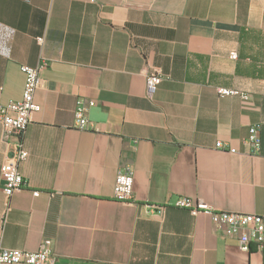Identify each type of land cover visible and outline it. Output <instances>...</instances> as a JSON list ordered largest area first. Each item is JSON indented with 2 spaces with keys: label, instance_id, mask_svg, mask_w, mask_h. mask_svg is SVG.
Segmentation results:
<instances>
[{
  "label": "crops",
  "instance_id": "obj_1",
  "mask_svg": "<svg viewBox=\"0 0 264 264\" xmlns=\"http://www.w3.org/2000/svg\"><path fill=\"white\" fill-rule=\"evenodd\" d=\"M42 58L25 184L6 216L0 173L2 247L35 251L48 238L53 264H264L263 249L222 237L207 214L150 212L184 195L264 216V0H0V104L21 99V65ZM152 67L164 78L149 93ZM79 98L94 102L85 129ZM123 167L131 204L113 195Z\"/></svg>",
  "mask_w": 264,
  "mask_h": 264
},
{
  "label": "built area",
  "instance_id": "obj_2",
  "mask_svg": "<svg viewBox=\"0 0 264 264\" xmlns=\"http://www.w3.org/2000/svg\"><path fill=\"white\" fill-rule=\"evenodd\" d=\"M43 42V37H37ZM230 57L236 58V52L231 51ZM48 61L42 58L37 65H21L25 81L22 97L16 101H9L0 104V123L3 127V138L8 140L10 155L0 166L1 178L3 181L2 192L5 196V216L10 210L9 200L14 192L21 189L25 184L19 165L26 159L27 150L23 145V136L32 115L40 110V105L35 100V92L40 83V72L46 68ZM164 78L159 68H149L145 71V86L149 93L154 92L157 85ZM220 95H239L243 99L248 98L246 92L226 87H219ZM93 101H86L82 98L77 100L75 109L74 125L79 129L87 127V118L84 112L87 107L93 106ZM247 143L255 151L260 147V134L258 126H251L246 139ZM222 144H220L221 146ZM235 149H231L234 151ZM133 173L130 167L121 168L114 181V198L123 203H133L132 198ZM38 195V191L33 192ZM172 205L177 208L186 209L191 215L200 213L210 216L215 231L226 238H233L240 248L244 250L254 246L264 250V216L251 213H237L219 211L212 205L189 196H177L172 203H165L150 207L152 213H163L166 206ZM56 254L53 251L51 240L44 238L35 251H27L18 248H5L0 245V264H53Z\"/></svg>",
  "mask_w": 264,
  "mask_h": 264
}]
</instances>
